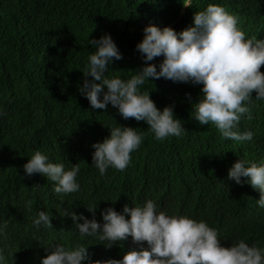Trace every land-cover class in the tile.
Masks as SVG:
<instances>
[{"label": "trees", "instance_id": "trees-1", "mask_svg": "<svg viewBox=\"0 0 264 264\" xmlns=\"http://www.w3.org/2000/svg\"><path fill=\"white\" fill-rule=\"evenodd\" d=\"M209 0H0V220L8 221V237L0 248L9 264H41L49 241L71 246L89 244L92 259L119 258L133 246L131 237L111 248L95 237L74 232L73 208L91 217L87 205H95L96 218L108 205L122 210L128 203L154 199L168 214L203 219L219 230L222 243L245 239L264 246V208L260 193L248 183L227 178L229 166L239 157L264 159V99L253 98L251 114H243L241 130L252 129L251 141L225 138L213 122L200 125L191 118L192 102L201 86L171 79L146 81L159 107L173 104L186 127L184 135L153 138L145 121L125 120L110 103L107 110L91 109L77 87L82 82L87 55L92 51L88 35L109 31L123 52L109 74L128 76L145 63L135 48L147 23L172 25L180 30L193 22V12ZM238 17V26L249 36L264 38V0H213ZM161 57H157L159 61ZM264 71V64L261 65ZM191 93L189 98L186 93ZM255 96V90H253ZM146 132L141 146L132 152L124 170L109 168L101 175L91 165L93 141L109 134L116 123ZM40 149L67 167L80 164V189L64 200L52 190V181L41 173L22 175L28 156ZM117 198V199H116ZM32 201L29 209L26 201ZM53 214L52 228H36L38 210ZM86 264V262H85Z\"/></svg>", "mask_w": 264, "mask_h": 264}, {"label": "clouds", "instance_id": "clouds-1", "mask_svg": "<svg viewBox=\"0 0 264 264\" xmlns=\"http://www.w3.org/2000/svg\"><path fill=\"white\" fill-rule=\"evenodd\" d=\"M193 0H183L192 6ZM143 37L135 48L145 63L133 68L126 77L109 74L115 61L123 59V52L109 31L98 37L88 35V52L78 82L79 92L87 98L91 109L107 110L109 103L125 119L143 120L153 138L180 137L185 133L184 121L174 105L159 107L151 96V89L141 86L161 77L174 82L200 85V98L192 102L191 118L200 125L213 122L225 138L251 141L256 133L241 130L243 114H251L253 98L264 99V38L249 36L238 26V17L222 4L209 0L205 7L193 12V22L177 30L172 25L147 23ZM157 57H161L156 61ZM255 90V96L253 95ZM190 98L191 93H186ZM7 114L0 104V117ZM109 134L93 141L91 165L101 175L111 167L124 170L138 149L146 132L120 122L107 125ZM22 175L41 173L52 181V190L61 201L68 193L77 192L80 164L67 167L63 160L54 161L48 153L36 149L22 165ZM227 178L237 184L248 183L260 193L256 203L264 208V159L259 161L239 157L228 168ZM117 199V198H116ZM31 209L32 201L25 202ZM91 217L73 208L61 214L71 216L74 232L80 237H95L105 247L128 240V247L119 257L92 259L88 245L74 242L49 241L41 264H264V246L259 241L249 244L238 239L222 243L219 230L203 219L185 214H168L152 198L142 203H125L122 210L108 205L100 210L102 220L96 218L95 205L86 204ZM53 214L38 210L32 218L36 228H52ZM8 237V221L0 220V239ZM0 248V264H9L8 256ZM13 260L11 261L12 264Z\"/></svg>", "mask_w": 264, "mask_h": 264}]
</instances>
